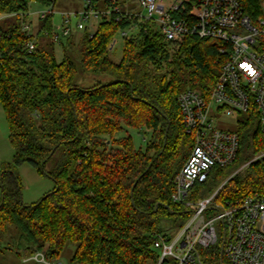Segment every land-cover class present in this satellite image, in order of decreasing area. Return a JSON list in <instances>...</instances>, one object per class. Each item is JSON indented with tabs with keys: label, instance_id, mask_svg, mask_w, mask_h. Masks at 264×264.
<instances>
[{
	"label": "trees",
	"instance_id": "obj_1",
	"mask_svg": "<svg viewBox=\"0 0 264 264\" xmlns=\"http://www.w3.org/2000/svg\"><path fill=\"white\" fill-rule=\"evenodd\" d=\"M33 1L56 2L0 0V103L14 148L13 161L1 167L0 251L13 232L22 259L43 249L60 258L74 243L75 264H155L158 234H173L192 214L172 199L193 145L178 97L188 87L211 93L224 62L221 43L189 35L176 45L155 22L112 12L94 31L86 27L61 42L59 60L39 40L40 34L53 39V14L41 19L37 34L23 28ZM105 1L106 9L120 4ZM240 1L251 15L262 12V0ZM127 28L135 31L123 37L122 58L115 61L110 44ZM78 67L105 79L80 87ZM131 129L147 136L144 148L135 145ZM235 132L234 168L211 169L206 182L195 184L193 201L221 186L220 203L264 194L259 117L245 116ZM24 163L55 182L38 202L23 201L18 168ZM201 256L206 264H230L221 244Z\"/></svg>",
	"mask_w": 264,
	"mask_h": 264
},
{
	"label": "built area",
	"instance_id": "obj_2",
	"mask_svg": "<svg viewBox=\"0 0 264 264\" xmlns=\"http://www.w3.org/2000/svg\"><path fill=\"white\" fill-rule=\"evenodd\" d=\"M137 1L146 13L124 11L120 6L99 10L87 0L79 12H62V25L56 27L53 39L63 42L72 34L74 17L79 18L77 29L84 30L87 22L117 12L129 19L155 22L176 45L189 35L221 43L224 62L211 93L204 95L188 87L178 97L185 132L192 137L193 145L175 177L172 199L191 208L192 214L173 234H158L153 244L158 254L155 264H206L202 250L220 244L230 264H264V194L220 203L215 198L221 186L209 196L190 199L195 184L206 182L211 169L228 167L238 156L240 136L230 129L217 128L218 118L257 115L264 139V0L262 12L257 15L248 13L240 0H177L168 8L159 0ZM54 13V7L41 11L40 20ZM23 28L28 31L29 25ZM121 32L123 37L129 35ZM115 45L113 40L110 49ZM34 47L35 43L29 42L28 49ZM23 261L63 264L60 258L49 257L45 249Z\"/></svg>",
	"mask_w": 264,
	"mask_h": 264
},
{
	"label": "rangeland",
	"instance_id": "obj_3",
	"mask_svg": "<svg viewBox=\"0 0 264 264\" xmlns=\"http://www.w3.org/2000/svg\"><path fill=\"white\" fill-rule=\"evenodd\" d=\"M87 0H56L54 5V23L56 27H60L62 25V12H79L85 7V2ZM163 1L168 8L171 3H175L177 0H159ZM96 7L99 10H105L106 9V1L105 0H93ZM119 6L126 10L127 8H130L131 10L135 12H142L146 13V10L139 4L137 0H120ZM53 7V5H45L39 2L33 1L30 4V10L28 15L27 24L29 25V33L37 34V30L39 29L38 24L40 25V16L39 13L41 11L49 10ZM79 18H72V27L74 34L80 33L82 30L77 29L76 25ZM100 19H94L92 21H89L86 23V27L89 28L90 31H94L99 22ZM122 31V30H121ZM119 31V33L116 35L114 40H116V45L113 50H111V56L115 61H119L122 58L123 54V36L122 32ZM124 31L128 32L129 34L131 29H125ZM39 40L41 41V44L48 45L49 49L54 48L56 51L57 58L59 60L63 57L61 42H56L57 44L53 46V39L52 37L45 36L43 34H40ZM66 40V39H65ZM99 79H105L102 76L95 77L88 75L84 73L80 67H78V73L76 75L75 83L83 88L91 87L95 83L98 82ZM107 79V78H106ZM217 104L214 103V106ZM221 115L219 114L218 117ZM239 120L245 118V115L238 116ZM238 118L234 116H222L218 118V121L215 123L216 127L222 130H228L236 131L239 122ZM130 134L133 137L134 143L137 147L144 148L147 143V136L143 132H140L135 129L129 130ZM123 133H120L119 136H123ZM264 154V153H263ZM14 159V148L12 147V144L10 142L9 137V126L6 119L5 111L3 109L2 104L0 103V202L2 199V186H1V167L6 162H12ZM234 165L230 166L229 169H233ZM242 167L240 168V170ZM19 174L21 176L23 190H22V198L23 201L26 204L38 202L46 193L51 192L55 187L54 180L46 175L40 174L32 165L29 163L22 164L19 168ZM237 170V171H240ZM236 171V172H237ZM233 175V174H232ZM4 248L6 250L0 251V264H32V262H24L23 259L17 254V250L21 246H19V242L16 241V238L14 239L13 232L8 234L5 238ZM77 249V245L74 243H68L66 247L64 248L62 255L60 257V260L63 261V264H75L72 261V258L75 254V251Z\"/></svg>",
	"mask_w": 264,
	"mask_h": 264
},
{
	"label": "crops",
	"instance_id": "obj_4",
	"mask_svg": "<svg viewBox=\"0 0 264 264\" xmlns=\"http://www.w3.org/2000/svg\"><path fill=\"white\" fill-rule=\"evenodd\" d=\"M38 26H39V24H38ZM39 28V27H38ZM39 32V29L37 30V33Z\"/></svg>",
	"mask_w": 264,
	"mask_h": 264
},
{
	"label": "water",
	"instance_id": "obj_5",
	"mask_svg": "<svg viewBox=\"0 0 264 264\" xmlns=\"http://www.w3.org/2000/svg\"><path fill=\"white\" fill-rule=\"evenodd\" d=\"M157 207H158V204H157Z\"/></svg>",
	"mask_w": 264,
	"mask_h": 264
}]
</instances>
